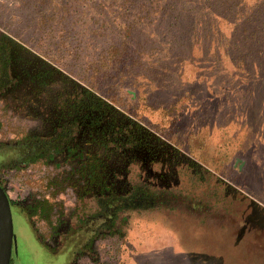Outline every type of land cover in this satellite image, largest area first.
<instances>
[{
    "label": "rangeland",
    "instance_id": "obj_1",
    "mask_svg": "<svg viewBox=\"0 0 264 264\" xmlns=\"http://www.w3.org/2000/svg\"><path fill=\"white\" fill-rule=\"evenodd\" d=\"M122 3L54 0L50 7L56 9V17L42 23L48 0H0V33L13 42L16 73L26 78L10 90L13 95L0 99V143L16 140L27 130L51 132L52 115L62 100L73 96L69 83L59 76L63 74L93 89L209 171L202 184L191 186L186 176H179L176 185L209 206L201 216L208 223L187 219L175 227L151 224L175 243L173 249H161L152 258L139 254L132 243L137 236L128 237V222L136 212L129 213L125 222L121 213L110 233L99 232L89 255L80 248L84 253L72 256L61 237L78 225V216L94 215L96 207L87 187L73 182L71 164L62 155L46 166L0 173L9 200L29 204L44 199L45 208L46 201L52 209L50 217L44 213L45 220L37 214L32 217L33 233L16 221V213L23 218L22 210L13 212V260L16 264H264L261 236H251L252 242L245 244L230 226L216 223L264 217V79L229 63L222 50L199 33L182 36L156 18L142 20L140 14L125 13L123 6L128 5ZM122 43L129 48L122 59L123 73L93 77L101 56ZM39 238L46 247L37 242Z\"/></svg>",
    "mask_w": 264,
    "mask_h": 264
},
{
    "label": "trees",
    "instance_id": "obj_2",
    "mask_svg": "<svg viewBox=\"0 0 264 264\" xmlns=\"http://www.w3.org/2000/svg\"><path fill=\"white\" fill-rule=\"evenodd\" d=\"M53 1L48 0L42 23L56 17V9L50 7ZM121 2L128 5L123 6L125 13L140 14L142 20L156 18L182 36L191 38L199 33L210 45L219 47L229 63L246 67V72L257 80L264 79V0ZM125 28L128 32L129 25ZM126 44L110 47L101 56L102 62H96L93 77L110 71L123 73L122 59L129 49ZM16 62L13 42L7 34L0 33V99L26 79L16 73ZM59 76L72 88L70 101L62 100L52 115L49 134L27 130L16 140L0 143V173L46 166L62 155L65 163L71 164L73 182L87 187L96 207L94 215L78 216V228L66 234L73 235L68 244L72 256L82 247L87 250L92 241L94 244L99 232L110 233L121 213L125 222L132 212L203 206L202 201L188 194L186 187L176 185L179 176H186L184 179L191 186L202 184L209 178V171L201 170L198 162L93 89L63 74ZM44 203L45 211L42 203L35 205L34 210L39 217L43 210L48 218L52 209Z\"/></svg>",
    "mask_w": 264,
    "mask_h": 264
},
{
    "label": "crops",
    "instance_id": "obj_3",
    "mask_svg": "<svg viewBox=\"0 0 264 264\" xmlns=\"http://www.w3.org/2000/svg\"><path fill=\"white\" fill-rule=\"evenodd\" d=\"M195 207L196 208L189 205V207L182 206L181 208L173 210L154 209L132 213L130 218L134 217L135 219L132 220L133 222H131V219L128 222V237H130L132 240V237H138L135 240V243L134 241L132 243L134 244L140 255H150L152 258H155V253H157L161 249H173L175 243L172 242L171 236H168L163 230V232L157 231L158 228H156V230L152 225L159 224L167 226V224H170L174 226L176 223L182 224L187 219H196L197 222L199 221L201 224H204V222L208 223L206 218L201 216L206 215L205 213L209 212V206L203 205ZM257 212H259V210H257ZM174 215L177 217L174 218ZM249 217L252 218V215H250ZM216 223L222 224L224 226H230L232 234H234L245 244L252 242L250 241L251 236H261V243L262 245H264V217L262 215H260L259 218L255 220L238 219L235 222L232 221V223L230 224L228 222L221 221ZM162 235L165 237V242H162L161 240ZM157 245H159V249ZM256 250L259 251L261 249L258 247L256 248Z\"/></svg>",
    "mask_w": 264,
    "mask_h": 264
},
{
    "label": "flooded vegetation",
    "instance_id": "obj_4",
    "mask_svg": "<svg viewBox=\"0 0 264 264\" xmlns=\"http://www.w3.org/2000/svg\"><path fill=\"white\" fill-rule=\"evenodd\" d=\"M39 203H42V201H38V200H36V201H31L29 204L27 203H25V202H22V203H14V202H12L11 200H10V208H11V213H12V220H13V212L16 210V209H20V210H22V219H21V216L20 215H18V213H16V211H15V213L17 214L16 215V221L19 223V224H23V226H24V224L26 225V227H28L29 228V230H31V232L33 233L34 231H33V229L35 228V225H34V222H31L30 220L32 219V217L34 216V215H36L37 213H36V211L34 210V207H35V205H38ZM40 206L41 207H43L42 209L45 211V206H44V204L42 203V204H40ZM43 210L41 211L42 213H40V219H42V220H45V214L43 213ZM21 219V220H20ZM31 223V224H30ZM21 226V225H20ZM23 226H21L22 228H24ZM72 228H75V229H77L78 228V225L77 226H75V227H72ZM71 228V229H72ZM67 231V230H66ZM13 233H14V221H13ZM67 234V233H66ZM66 234H64V235H62V239L63 240H65V242H64V245H63V247H65V244H69L70 243V241L72 240V238H73V235H71V236H69V235H66ZM64 236V237H63ZM33 237H34V239H36V236L33 234ZM14 238H15V233H14ZM37 242L40 244V245H44L45 247H46V244H45V240H42L41 238H39L38 240H37ZM15 246V241H14V244H13V246H12V250H13V247ZM62 247V248H63ZM93 247V241L91 242V245L90 246H87V255H89V253H91L90 252V250H91V248ZM46 249V248H45ZM82 249H83V247H82ZM81 249V250H82ZM63 252V251H62ZM79 253H84L83 251H80ZM79 253H76V255H78ZM58 256V255H57ZM62 256L64 257V261H65V259H66V262H70V261H68V257H67V253H65V252H63V254H62ZM14 258H15V256H14ZM70 259V258H69ZM73 259V258H72ZM9 264H16V261L15 260H13V255L11 254V259H10V263ZM70 264V263H69Z\"/></svg>",
    "mask_w": 264,
    "mask_h": 264
},
{
    "label": "water",
    "instance_id": "obj_5",
    "mask_svg": "<svg viewBox=\"0 0 264 264\" xmlns=\"http://www.w3.org/2000/svg\"><path fill=\"white\" fill-rule=\"evenodd\" d=\"M15 238L10 200L0 186V264H9Z\"/></svg>",
    "mask_w": 264,
    "mask_h": 264
},
{
    "label": "built area",
    "instance_id": "obj_6",
    "mask_svg": "<svg viewBox=\"0 0 264 264\" xmlns=\"http://www.w3.org/2000/svg\"><path fill=\"white\" fill-rule=\"evenodd\" d=\"M5 190V189H4ZM6 192V191H5ZM8 196V195H7ZM9 198V197H8Z\"/></svg>",
    "mask_w": 264,
    "mask_h": 264
}]
</instances>
